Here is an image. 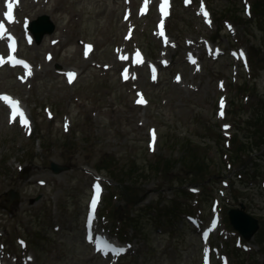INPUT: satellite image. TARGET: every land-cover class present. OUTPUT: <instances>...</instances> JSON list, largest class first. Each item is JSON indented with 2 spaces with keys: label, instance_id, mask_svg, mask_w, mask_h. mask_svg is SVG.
<instances>
[{
  "label": "rangeland",
  "instance_id": "374dc122",
  "mask_svg": "<svg viewBox=\"0 0 264 264\" xmlns=\"http://www.w3.org/2000/svg\"><path fill=\"white\" fill-rule=\"evenodd\" d=\"M144 1L18 0L12 32L30 78L0 41V254L9 264H201L189 214L206 226L221 218L214 264H264V144L237 148L264 131V10L257 0H173L164 17L162 0L148 1V13ZM44 13L54 33L33 45L25 27ZM138 49L142 65L132 61ZM70 70L80 72L71 83ZM6 93L29 107L28 125L10 120ZM52 161L70 168L54 173ZM116 169L134 171L127 192L110 177ZM95 183L105 188L98 229L130 242L120 257L85 239ZM10 190L19 198L9 202ZM242 203L260 222L250 240L224 221Z\"/></svg>",
  "mask_w": 264,
  "mask_h": 264
},
{
  "label": "water",
  "instance_id": "95a60500",
  "mask_svg": "<svg viewBox=\"0 0 264 264\" xmlns=\"http://www.w3.org/2000/svg\"><path fill=\"white\" fill-rule=\"evenodd\" d=\"M55 23L51 20L48 14L40 15L36 20H33L29 29L32 31L36 42L40 43L45 34H51L55 30ZM70 167L67 165L59 164L55 161L51 162V169L54 173H61ZM23 178H28V169L22 174ZM9 202L19 198V193L10 190L7 194ZM230 223L233 227L242 234V236L250 240L254 237L256 232L260 229L259 219L248 213L245 205L242 203L239 207L230 208L228 211Z\"/></svg>",
  "mask_w": 264,
  "mask_h": 264
},
{
  "label": "snow or ice",
  "instance_id": "6c2138e0",
  "mask_svg": "<svg viewBox=\"0 0 264 264\" xmlns=\"http://www.w3.org/2000/svg\"><path fill=\"white\" fill-rule=\"evenodd\" d=\"M17 2H18V0H6V9H7V11L4 12V17H5V19H6L9 23L13 22V15H12V12H13L14 5H15ZM167 4H168V0H163V2H162V4H161V12H162L163 14H165V15L167 14L166 11H165V8H166ZM204 15L207 16V13L205 12ZM4 27H5V26H4L3 22H0V29H4ZM0 38H2V37H0ZM9 39H12V38L9 36ZM88 47L90 48L91 46H88ZM137 55H139V53H137ZM241 55H243V53H241ZM49 58H50V57H49ZM12 59H13L12 57H9V62H10ZM5 62H6L5 59H4L3 57H0V64H3V63H5ZM138 62H139V61H138ZM15 63H16V64H24L25 68L28 69L27 74H28V75H31L30 68H29V66L27 65L26 62L16 60ZM67 75H68V77H69V83H71V82H72V79H73L74 76H75V73H67ZM125 78L127 79V76H125ZM153 79H155V73H154V71H153ZM3 99L8 100L9 98L5 96V97H3ZM137 103H146V101H144V100L141 98V99H139V100L137 101ZM12 104H13V107L16 108V111L18 112L19 109H18V106H17V102H12ZM220 115H223V112H221ZM23 122H24L25 124L27 123V121H23ZM227 127H228V126L225 125V128H227ZM153 138H154V134H153ZM96 188H97V190H99V185H96ZM95 204H96V199L94 198L93 201H92V207H93V209L95 208ZM88 223H89V226H90V225H91V219H89ZM205 235H206V233H205ZM88 239H89L90 241L93 239V237H92L91 234L88 235ZM21 243H23V242H21ZM108 247L111 248V250H112L113 252L117 253V254H122V253H124V252L127 251V249L124 248V247H119V246H115V245H111V244H109ZM98 250H99V249H98ZM104 254H107V252H105ZM29 259H30V258H29Z\"/></svg>",
  "mask_w": 264,
  "mask_h": 264
},
{
  "label": "trees",
  "instance_id": "16d2710c",
  "mask_svg": "<svg viewBox=\"0 0 264 264\" xmlns=\"http://www.w3.org/2000/svg\"><path fill=\"white\" fill-rule=\"evenodd\" d=\"M253 6H254V9H255V11H257L258 13L260 12V14L263 12V10H264V3L261 1V0H257L254 4H253ZM252 10H253V8H252ZM227 17V16H226ZM261 116V115H260ZM261 118V117H260ZM261 120H263V122H264V116H262V118H261ZM256 138H257V140H256V143L254 144V145H250V143H248V144H246V143H244V142H240L239 143V145L237 146V148H238V150H239V152L240 153H243L244 152V150L246 149L245 147H248L249 149H253L254 147L256 148V147H260V145H263L264 144V131L263 132H261L260 134H258V131H257V133H256ZM234 142H235V139H234ZM232 144V141H230V145ZM261 155H264V149H263V152H262V154ZM239 158H240V155H239ZM158 160V159H157ZM159 161V160H158ZM156 162H154V164H155ZM155 165H157L158 166V168H157V170L159 169V167L162 165V163H161V160H160V162H159V164H155ZM154 165V166H155ZM154 166H152L151 167V169L154 171L155 169V167ZM114 176H113V175ZM110 175H111V177L114 179V177H116L117 178V180H119L120 182H119V185L120 186H122L123 188H122V191L124 192L125 190H126V192H127V189H126V187H125V185L127 184H129L130 183V181L134 178V171L132 170V169H130V170H127V171H125V170H122V169H116V170H114V171H112V172H110ZM118 177H121V179H119ZM130 177V178H129ZM130 179V180H129ZM115 180V179H114ZM204 180V179H203ZM203 180H201L200 182H202ZM226 217V222H227V220H228V222H229V218H228V216L226 215L225 216Z\"/></svg>",
  "mask_w": 264,
  "mask_h": 264
},
{
  "label": "bare ground",
  "instance_id": "6f19581e",
  "mask_svg": "<svg viewBox=\"0 0 264 264\" xmlns=\"http://www.w3.org/2000/svg\"><path fill=\"white\" fill-rule=\"evenodd\" d=\"M147 1H150V0H147ZM151 1H154V0H151ZM151 3H153V2H151ZM2 5H5L6 6V0H0V6H2ZM168 5H169V0H168V4H167V8H168ZM15 7L13 8V15L16 17V20H15V23L17 22V18H18V9L20 8L19 7V5H18V3H16L15 5H14ZM167 10L168 9H166L165 11H166V15L165 14H163L164 15V17H167L168 16V12H167ZM5 11H7V9L5 8ZM42 12H46V11H42ZM42 12H40V13H42ZM2 17H1V15H0V19H1ZM51 20H52V18H51ZM54 22V21H53ZM8 26L9 27H12L13 26V24H10V23H8ZM29 35H31V34H29ZM0 37H2L1 35H0ZM3 38V37H2ZM2 38H0V41H1V39ZM31 41H32V44L33 45H35L36 44V42H34V40H33V37H32V35H31ZM41 43H37V45H40ZM166 46H169L170 44H169V42H168V44H165ZM6 55H7V52H6ZM132 57H133V55H132ZM13 58V57H12ZM5 60L7 59V57L6 58H4ZM13 60V59H12ZM12 60L10 61V62H12ZM3 64H5V63H3ZM28 70V69H27ZM77 73L79 74L80 72L79 71H77ZM132 73V72H131ZM130 73V74H131ZM25 77H28V78H30L31 76L30 75H28L27 73L25 74ZM1 101H3V100H1ZM4 102V101H3ZM4 105L5 104H1V106L2 107H4ZM29 123H30V121H29ZM28 123V124H29ZM90 170V169H89Z\"/></svg>",
  "mask_w": 264,
  "mask_h": 264
}]
</instances>
